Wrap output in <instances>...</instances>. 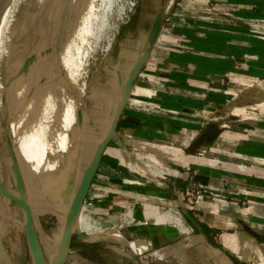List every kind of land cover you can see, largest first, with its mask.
I'll return each mask as SVG.
<instances>
[{
	"label": "crops",
	"instance_id": "1",
	"mask_svg": "<svg viewBox=\"0 0 264 264\" xmlns=\"http://www.w3.org/2000/svg\"><path fill=\"white\" fill-rule=\"evenodd\" d=\"M149 16L109 111L111 129L150 49L108 147L124 161L105 153L84 205L120 228L109 264H264V0H162ZM159 16L176 45H150ZM190 183L218 195L198 203L197 225ZM73 242L68 259L85 253Z\"/></svg>",
	"mask_w": 264,
	"mask_h": 264
},
{
	"label": "rangeland",
	"instance_id": "2",
	"mask_svg": "<svg viewBox=\"0 0 264 264\" xmlns=\"http://www.w3.org/2000/svg\"><path fill=\"white\" fill-rule=\"evenodd\" d=\"M66 1L11 0L2 34L0 52V100L2 102L0 106V164L3 168L5 184L15 192L19 191L8 144L14 148L17 158L19 155L18 146L15 144L10 131L7 99L9 78L6 76L8 75V66L13 67V64L15 65L14 75L21 73L28 76L32 72H38L42 64L45 69L41 75L37 76V72L35 73V77H40L36 80L40 86L49 83L47 72L51 68H55L56 73H58L55 82L62 83L65 91L70 94H78L79 87L84 89V96L79 106V108L81 107L79 109L80 119L76 126L78 144L70 151L75 155L77 154L81 160L78 159L79 161L71 172L58 183L50 186L39 182L35 194L28 184L26 187L24 185L25 190L27 188V194H29L27 199L33 207L34 213L32 215L36 233L47 264H56L61 258L69 208L100 140L110 129L112 115L109 111L112 112V107L117 100L116 96L124 89V83L121 84L119 80L122 76L125 80L130 72V66L136 57V53L132 54V51L135 52L137 44L138 46L143 45V48L147 44L148 33L153 22L151 16L147 19L146 17L142 18V16L146 10L154 9L156 3L162 0H112L102 9L100 8L103 0H89L87 6L89 9L86 7L81 10L82 12L80 11L82 14L79 13L80 27L82 30L84 29L90 21L88 18L96 9L94 31L93 34L86 36V42H84L86 44L82 43L78 46L81 54L76 53L70 57L72 62L77 60L76 63L81 65L73 84L67 82L69 79L63 64L64 58L62 57L58 32V20L61 17L59 15H61V10H64ZM133 4H136V8L128 20L126 15L129 14ZM46 7L55 8L52 10L55 12L46 14ZM58 8H60L59 11ZM54 15L56 16L55 20L53 19L55 18ZM144 21L147 24L145 27L147 29L143 32L140 31V28ZM9 50L11 56L7 57ZM139 52L141 51L139 50ZM64 80L66 83H63ZM90 131H95L93 140H87V134ZM6 133L9 135V141L6 139ZM70 152L66 154V163L71 157ZM106 152L124 161V155L119 150L107 149ZM16 219L25 220L24 212L15 203H10L9 207H6L1 201L0 225L4 228L2 243L8 257L12 264H34L26 232L17 229ZM81 221L92 226L91 230H83L91 242L82 244L77 238H74V249L84 248L85 253L84 255L73 254L74 257L68 259L71 256L68 252L65 264H74L75 261L78 264H109L112 262L114 258L106 247L109 245L118 246L120 228L116 224L110 223L108 217L102 214H94L93 211L90 213L86 206L80 212L75 229L79 230ZM14 243H16V247H14Z\"/></svg>",
	"mask_w": 264,
	"mask_h": 264
},
{
	"label": "bare ground",
	"instance_id": "3",
	"mask_svg": "<svg viewBox=\"0 0 264 264\" xmlns=\"http://www.w3.org/2000/svg\"><path fill=\"white\" fill-rule=\"evenodd\" d=\"M111 1L112 0H103L100 9L106 7V4ZM88 4L89 0H67L64 10H61V15H59L61 17L58 20V32L63 54L62 57L64 58L63 64L69 79L67 82L72 84L81 65L79 66L78 63H76L77 60L76 62H74L75 60L72 62L70 57L76 53L81 54L78 46L86 42V36L93 34L94 31V20L97 14L95 12L96 9H92L93 5L91 9L94 10V12L88 18L90 19L89 23L83 30L80 27V14H82L80 11L84 10ZM10 6L11 0H0V52L2 48V34ZM54 9L55 8L52 7H46L45 12L46 14H52L55 12L52 11ZM59 9L60 8H58V11ZM87 9L89 8L87 7ZM53 19L55 20L56 16ZM8 56H11L10 50L7 53V57ZM13 57L15 56L13 55ZM59 61L61 62V60ZM14 66V64L13 67L8 66V75H6L9 78L7 99L10 131L15 144L18 146L19 157L16 158L20 166L24 185L26 187V184H28L29 188L32 189L33 194H35L39 182L50 186L58 183L66 178L74 168L75 164L79 161L78 159H80L77 154L75 155L70 151L78 144V131L76 130V126L80 119L79 109L81 107L79 108V106L81 104L80 101L84 96V89L79 87L78 94H70L68 91H65L62 83L55 82L58 73H56L55 68H51L52 66L47 72L49 83L45 86H40L39 83H37L36 80L40 78L35 77L37 71L30 73L28 76L21 73L14 75ZM44 69L45 68H43V65L41 64L36 73L37 76H40ZM63 83H66L65 80ZM1 104L2 102L0 100V106ZM93 138H95V131H90L87 134V140H93ZM69 152L71 153V157L66 163V154ZM0 183L17 197L20 196L19 192L13 191L5 184L1 164ZM27 195L29 194H27L26 188L24 193L25 200L27 199ZM1 201L6 207H9L10 201L0 194V202ZM27 202L33 214V207L28 199ZM18 207L24 212L22 207ZM83 209H85V206H83L82 210ZM16 227L18 230H25L26 232V221L16 219ZM91 228L92 226L90 224L81 221L79 231L83 232L84 229L91 230ZM0 236L1 239H3L4 228L2 225H0ZM13 245L16 247V243Z\"/></svg>",
	"mask_w": 264,
	"mask_h": 264
},
{
	"label": "water",
	"instance_id": "4",
	"mask_svg": "<svg viewBox=\"0 0 264 264\" xmlns=\"http://www.w3.org/2000/svg\"><path fill=\"white\" fill-rule=\"evenodd\" d=\"M161 26H162V16H159L155 21L153 30H152L151 35H150V45L151 46H153L156 43L158 36L160 34ZM150 53H151V51H150V49H148L138 59L137 63L135 64V66H134V68H133V70H132V72L128 78V81L125 85L124 96H123L122 102H121V104H120V106H119V108L115 114L114 121L112 124V128L110 129L108 135L98 144L96 151L94 153L93 159H92L90 165L88 166V168L86 169V171L82 177V180L78 186V189L76 191L74 199H73L71 206L69 208L68 218L66 221L67 229H66L65 242H64V245L62 248L61 258L56 264H65L66 256H67V253L70 252V250H71V246H72L74 236H77V237L84 239V240L88 239L87 235L84 234L83 232L75 229V226L77 224V220H78V217L80 215V212H81V210H82V208L86 202V199L89 195V192L91 190L94 179L98 173L100 165L103 161L106 150L108 149V147L111 144L114 137L117 135V128H118L119 122L121 120L122 114L124 112L125 105H126L128 98L130 96V93H131V91L134 87V84H135L138 76L140 75L148 57L150 56ZM6 139H7V141H9L8 133H6ZM8 150H9V154H10V159L12 161V167H13V171L15 174L16 183H17V187H18V191H19L20 196L17 197L13 193H11L9 191V189L6 188L1 183H0V194H1V196L7 198L10 201V203H15L16 205L23 208V210L25 212V221H26V237H27V242L29 245V249L31 252L33 262H34V264H47L45 254L42 250L39 238H38L37 233H36V228H35L34 219L32 216L30 206L27 202V199L25 200V198H24L25 187H24V183L22 180L20 166H19L17 158H16L15 150L9 144H8ZM188 216L190 217V220L195 225H197L195 219L191 215H188ZM0 264H12L10 258L8 257L7 251L5 250V248L3 246L1 236H0Z\"/></svg>",
	"mask_w": 264,
	"mask_h": 264
},
{
	"label": "built area",
	"instance_id": "5",
	"mask_svg": "<svg viewBox=\"0 0 264 264\" xmlns=\"http://www.w3.org/2000/svg\"><path fill=\"white\" fill-rule=\"evenodd\" d=\"M135 8H136V4H133L132 7L130 8L129 14L126 15V18H128V20L130 19V16L133 14ZM157 40L160 43H169L171 45H176L178 43V39H175L173 30L168 27L160 30V34ZM182 195H183V200L186 202L188 210L192 212V217L194 219H196L197 217L195 212L199 202L216 198L218 196L216 193H214L207 187H204L197 183H190L188 187L182 192ZM144 260L147 263H150L149 256H146Z\"/></svg>",
	"mask_w": 264,
	"mask_h": 264
}]
</instances>
